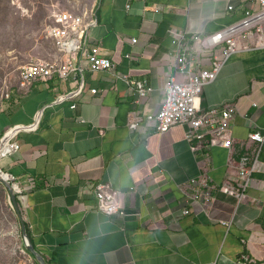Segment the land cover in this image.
I'll return each mask as SVG.
<instances>
[{
	"label": "crops",
	"instance_id": "obj_1",
	"mask_svg": "<svg viewBox=\"0 0 264 264\" xmlns=\"http://www.w3.org/2000/svg\"><path fill=\"white\" fill-rule=\"evenodd\" d=\"M258 8L254 0H97L96 24L77 55L82 74L33 83L0 104V141L14 128L5 140L19 144L0 152V169L21 190V218L47 264L264 263V141H249L264 135V22L249 40L245 32L235 38L238 51L202 90L201 108L228 107L232 115L231 154L220 146L192 152L181 125L156 131L169 79L184 81L177 59L207 70L221 54V46L205 51L194 38ZM88 54L112 68L90 72ZM81 78L76 99L57 101ZM138 82L151 89L144 99ZM255 147L257 162L237 203L224 190L236 186L234 166ZM196 178L212 187L205 212L180 190ZM99 184L118 192L124 214L97 209Z\"/></svg>",
	"mask_w": 264,
	"mask_h": 264
},
{
	"label": "built area",
	"instance_id": "obj_2",
	"mask_svg": "<svg viewBox=\"0 0 264 264\" xmlns=\"http://www.w3.org/2000/svg\"><path fill=\"white\" fill-rule=\"evenodd\" d=\"M254 1L259 6L258 10L246 12L244 19L239 23L205 36L203 39L194 38V41L198 42L205 51L222 47L220 56L212 58L209 69L202 70L199 63L196 65L190 57L187 59L181 56L176 61L177 71L183 75L184 81L177 82L173 78L169 79L164 103L156 115V131L165 133L174 125L186 127L185 139L192 152L208 150L214 146L226 149L228 154L232 152L233 140L227 128V122L232 115L228 107L203 109L201 108V95L203 88L215 81L229 57L238 51L235 38L245 32L249 40L253 36L252 29H255L256 33L260 31L259 25L264 22V0ZM54 20L55 24L47 31V38L54 45V55L48 60H39L23 66L20 69V78L16 88L6 92L5 95L3 94L4 101H10L12 97L19 98L33 83L47 82L53 77L66 81L71 75L82 74L81 67L77 65L76 60L78 53L86 45L88 29L96 24L94 11L90 13L86 11L83 14L62 11L55 14ZM86 61L90 72L112 68V63L104 57L88 54ZM135 85L139 99L146 98L151 92L144 82H138ZM82 89L83 78H81L77 90L59 96L57 101L76 99L82 93ZM91 93L95 94L96 90L92 89ZM138 127V118L129 124L131 130H136ZM13 130L14 128H9L1 138V155L9 154L19 147L15 141H11L9 138L5 140L7 134ZM249 141L260 145L264 141V135L258 132L252 133L249 136ZM257 153L258 147H255L249 153L240 156L234 166L236 186H228L224 190L229 194L232 190L237 203L244 198L249 176L257 162ZM10 178L15 183L11 175ZM211 189L212 187L205 178L191 179L185 186L180 187L183 193L187 191L190 193L192 202L198 204L204 212L209 209L212 203ZM20 192L21 190L16 184V195H19ZM117 196L118 192L113 191L107 185L95 186L97 209L104 214H124L117 202ZM188 213V210L183 211L184 215ZM241 259L243 262L247 261L246 257L242 256Z\"/></svg>",
	"mask_w": 264,
	"mask_h": 264
},
{
	"label": "rangeland",
	"instance_id": "obj_3",
	"mask_svg": "<svg viewBox=\"0 0 264 264\" xmlns=\"http://www.w3.org/2000/svg\"><path fill=\"white\" fill-rule=\"evenodd\" d=\"M97 0H0V104L16 88L20 69L54 53L48 29L58 12L90 13ZM20 216L21 206L17 203ZM0 264H37L27 250L19 216L0 182Z\"/></svg>",
	"mask_w": 264,
	"mask_h": 264
},
{
	"label": "water",
	"instance_id": "obj_4",
	"mask_svg": "<svg viewBox=\"0 0 264 264\" xmlns=\"http://www.w3.org/2000/svg\"><path fill=\"white\" fill-rule=\"evenodd\" d=\"M3 173L7 174V173L3 172L0 169V182L7 189V192H8L9 198L11 200V203H12L17 215L19 216L20 228H21V231H22L24 244H25L27 250L29 251V253L36 259L38 264H47V262H46L45 258L43 257V255H41L35 249L34 245L32 244L30 236H29L28 231H27L26 224L24 223V221L22 220V218L20 216V211H19V208H18V205H17V202H16V184L13 183V181L10 178L9 174H7V175H9L8 179L3 178L2 175H1Z\"/></svg>",
	"mask_w": 264,
	"mask_h": 264
},
{
	"label": "trees",
	"instance_id": "obj_5",
	"mask_svg": "<svg viewBox=\"0 0 264 264\" xmlns=\"http://www.w3.org/2000/svg\"><path fill=\"white\" fill-rule=\"evenodd\" d=\"M11 100H14V97H12V99ZM9 200H10V198H9ZM11 201V200H10ZM16 202L18 203L19 202V199L17 198V195H16ZM27 231H28V228H27ZM28 234H29V232H28ZM32 256V255H31ZM33 257V256H32ZM34 258V257H33ZM35 259V258H34ZM36 260V259H35ZM37 262V261H36ZM37 264H38V262H37Z\"/></svg>",
	"mask_w": 264,
	"mask_h": 264
},
{
	"label": "bare ground",
	"instance_id": "obj_6",
	"mask_svg": "<svg viewBox=\"0 0 264 264\" xmlns=\"http://www.w3.org/2000/svg\"><path fill=\"white\" fill-rule=\"evenodd\" d=\"M1 175H2V177L5 178V179H8V178H9V175H7V174H4V173H3V174H1Z\"/></svg>",
	"mask_w": 264,
	"mask_h": 264
}]
</instances>
